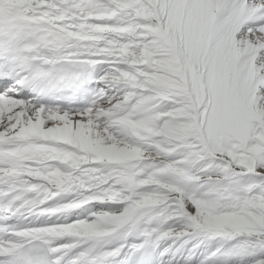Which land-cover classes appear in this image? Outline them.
<instances>
[{
  "label": "snow or ice",
  "instance_id": "1",
  "mask_svg": "<svg viewBox=\"0 0 264 264\" xmlns=\"http://www.w3.org/2000/svg\"><path fill=\"white\" fill-rule=\"evenodd\" d=\"M0 264H264V0H0Z\"/></svg>",
  "mask_w": 264,
  "mask_h": 264
}]
</instances>
